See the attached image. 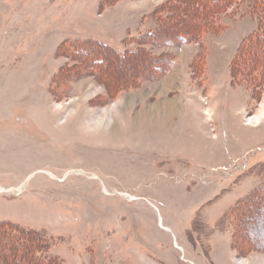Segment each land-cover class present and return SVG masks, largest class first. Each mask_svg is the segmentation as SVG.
Returning a JSON list of instances; mask_svg holds the SVG:
<instances>
[{
  "label": "rangeland",
  "instance_id": "374dc122",
  "mask_svg": "<svg viewBox=\"0 0 264 264\" xmlns=\"http://www.w3.org/2000/svg\"><path fill=\"white\" fill-rule=\"evenodd\" d=\"M249 6L200 27L196 0H0V222L61 264H263L264 79L233 63ZM100 43L147 62L106 59V80Z\"/></svg>",
  "mask_w": 264,
  "mask_h": 264
},
{
  "label": "trees",
  "instance_id": "16d2710c",
  "mask_svg": "<svg viewBox=\"0 0 264 264\" xmlns=\"http://www.w3.org/2000/svg\"><path fill=\"white\" fill-rule=\"evenodd\" d=\"M197 2V10L196 12H202L200 15L203 17L198 18L197 25L200 27H206L211 26L214 21V16L216 12H218L217 9H223L225 7H228L232 0H205L204 3H206V9L207 11L204 12L200 9V6L204 3L201 2V0H196ZM252 10H254L257 15L260 18V25L259 27L254 30V32L250 35V38L246 41L244 44V47L241 51H239L236 59L234 60L235 68L238 69L240 74L244 78H250L252 80H255L256 82L262 81L264 79V0H250V6ZM157 32V31H156ZM151 35L155 33H150ZM163 41H160L162 44H170V45H180L185 42H189L190 38L188 36H182V35H174L171 36L169 33H163ZM144 36H142L143 40ZM100 43L99 50L102 52L100 53L101 56V62L104 66L99 69V76H103L106 80L108 79H115L114 74L116 73V70L114 69L115 73L112 75H109L108 72H106V69L111 68L112 66H116L115 63H121L126 62V57L135 56L140 54V59L144 60L141 57V51L136 50V52H125L124 54L119 53L118 51L113 50L111 53H115L112 58L107 57L108 51L112 50L110 49V46L107 44ZM85 45V44H84ZM90 45L86 44L84 47H70V51L72 52L71 57L74 60H78L81 58L89 59L92 55L89 53V47ZM98 46V45H97ZM110 49V50H109ZM74 50V51H73ZM143 53V51H142ZM122 54V56H121ZM107 55V56H106ZM75 57V58H74ZM103 58V59H102ZM105 59V60H104ZM106 59H113L116 61L114 64H111L112 62L106 60ZM121 59V60H120ZM122 59H124L122 61ZM169 61V58H167ZM96 61V60H94ZM147 62V60H144ZM118 65V64H117ZM158 66V67H157ZM157 67V70L164 71L166 67H162L161 65H154V69ZM104 69V70H103ZM118 70V69H117ZM125 70V69H124ZM105 71V72H104ZM154 76V75H152ZM107 77V78H106ZM104 79V80H105ZM130 81V79H125ZM132 81V80H131ZM138 82V81H137ZM140 82V81H139ZM32 234L31 231L26 230L24 228H20L16 224H13L9 221L0 222V264H61V262L56 259L55 257H52V259L48 261H43L41 258L43 255V252L40 251L39 246L40 243H36L35 240L28 238ZM258 246V247H257ZM257 250L252 249L253 251H263L264 248L257 245ZM255 247V248H256Z\"/></svg>",
  "mask_w": 264,
  "mask_h": 264
},
{
  "label": "bare ground",
  "instance_id": "6f19581e",
  "mask_svg": "<svg viewBox=\"0 0 264 264\" xmlns=\"http://www.w3.org/2000/svg\"><path fill=\"white\" fill-rule=\"evenodd\" d=\"M0 190H2V188H0ZM127 196H128V195H127ZM128 197L131 198L132 200L136 198L135 196H132V195H129ZM258 262H259V261H258ZM258 262H257V263H258ZM262 263H263V262H262ZM263 264H264V263H263Z\"/></svg>",
  "mask_w": 264,
  "mask_h": 264
}]
</instances>
